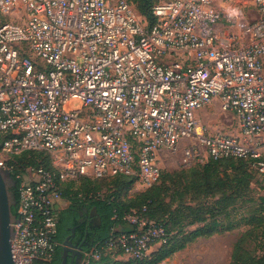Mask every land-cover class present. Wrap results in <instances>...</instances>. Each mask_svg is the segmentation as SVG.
I'll use <instances>...</instances> for the list:
<instances>
[{
  "label": "built area",
  "instance_id": "obj_1",
  "mask_svg": "<svg viewBox=\"0 0 264 264\" xmlns=\"http://www.w3.org/2000/svg\"><path fill=\"white\" fill-rule=\"evenodd\" d=\"M254 6L248 19L223 16L214 0H157L149 24L133 0H0L11 18L0 22V166L19 185L15 264H51L66 191L120 175L146 190L164 151L251 158L264 174V0ZM215 98L239 134L202 127ZM125 220L83 250V264L142 259L171 236L146 204Z\"/></svg>",
  "mask_w": 264,
  "mask_h": 264
},
{
  "label": "rangeland",
  "instance_id": "obj_2",
  "mask_svg": "<svg viewBox=\"0 0 264 264\" xmlns=\"http://www.w3.org/2000/svg\"><path fill=\"white\" fill-rule=\"evenodd\" d=\"M214 3L223 16H227L233 9L239 10L240 17L252 19L257 15L254 0H214ZM10 19L9 16L0 15V22ZM198 116L202 127L211 133L219 131L229 134L240 133L236 115L224 111L218 98L201 109ZM188 142L184 140L182 144ZM206 161L208 160L184 161L182 148L177 151L167 150L160 154L162 175L152 195L155 198L157 213L169 220L175 235L189 232L204 224L201 221L195 222L199 218H205L204 222L209 225L217 220L216 228L221 230L216 233L218 235L208 236L191 245L183 253L171 258L168 264H248L252 256L264 254V248L261 246L264 236V174L248 161H243L242 171L239 169L241 167L230 170L231 176L237 175L240 183L237 187L234 182L235 188L230 191V194L232 192L235 196L234 205L232 209L230 208L229 217L223 214L215 217L212 213L206 212L214 204L215 195L197 192L196 189L200 190V187L196 188L195 185H192V192L183 191L184 184L189 182L185 179L184 173L190 172V167L196 163L203 164ZM223 166L225 168L226 165ZM96 190H100L104 196L116 192L121 201L133 203H139L144 192L136 185L124 181L114 183L107 179L103 180ZM219 194L222 196V193ZM66 206L67 204L63 209ZM227 228H230L228 233ZM234 244L239 245L240 249L232 258Z\"/></svg>",
  "mask_w": 264,
  "mask_h": 264
},
{
  "label": "trees",
  "instance_id": "obj_3",
  "mask_svg": "<svg viewBox=\"0 0 264 264\" xmlns=\"http://www.w3.org/2000/svg\"><path fill=\"white\" fill-rule=\"evenodd\" d=\"M133 2L136 5L137 10L147 18L149 24H152L154 22V16H153V6L157 2V0H133ZM20 160H25L27 163L31 164H40L39 159L37 157H30L28 158L27 155H23L20 157ZM245 161L250 162L254 165L253 159L251 158H235V157H229V158H221V159H213L210 158L208 161H206L203 164L196 163L194 166L190 167V172H185L184 175L186 176L185 179H188L189 182L184 184V190L187 193L192 192V185H195L196 188L200 187L199 189H196L197 192H208L211 193V195H215L216 200H214V204H212V207L208 208L206 212H210L213 214V216H219L220 214L225 215L226 217H229L230 214V208L232 209L234 205L235 196L230 191H232L233 187L235 188V185L233 184L236 182V186L238 187L240 183L238 182L237 175L231 176L230 170H236L238 167L241 171L243 170L242 164ZM46 165L49 166V163L45 160ZM223 165H226L225 168ZM231 168V169H230ZM225 169V170H224ZM106 180V179H103ZM103 180H84L82 181L78 186L76 192L74 194L69 195V191H66L65 197L70 200L69 205L62 209L59 213V224H58V232H57V240L59 242V246H57L54 258L51 262V264H55L56 262L59 263L61 257L58 255V249L61 247L60 245L64 241V235L66 234V231L69 230L68 226H74L78 223V218L80 216V212L84 210L85 207L89 208H96L98 214L100 215L102 219V228L97 230L96 232L92 233V240L86 248L91 247L92 245L103 241L104 239L108 238L112 232L113 229H122L127 228V222L125 220V215L132 209V208H138L141 209L143 205L148 206V216L156 219L158 221H162L169 232L171 233V236L169 237V240L158 247L157 249L153 250L148 256L142 258V259H133L128 258L127 260H122L120 258H114L111 256L110 253L104 254L100 259L91 261L89 264H160L165 259L172 256L176 251H179L183 248H185L189 243L194 241L200 236L208 237L212 236L216 233L221 232V230H218L216 227L218 226V221L214 220L211 225L208 223H205V218H199L196 219L195 222L201 221L204 224L201 226H198L197 228L189 231V232H180V234L175 235L172 229V226L169 222V220L165 216H160L157 213V208L155 206V198L153 195V190L156 188L157 184L153 185L152 187L144 190L142 193V200L139 203H133V202H123L120 200V197L118 196V193H111V194H105L104 198H93L91 200H79L76 196L79 192H85V191H97L96 189L99 188L100 183ZM107 180H110L114 183L124 181L128 184H130L133 180L129 176H115L108 178ZM160 181V180H159ZM232 184V185H231ZM18 182L16 183L17 193L19 195L18 191ZM73 184H71V192L74 191L72 189ZM222 193V196H219ZM219 194V195H218ZM71 210V217L69 216L64 222H63V216ZM13 211L17 212V205L13 208ZM230 228H227V231H229ZM181 236V238H180ZM262 249L264 248V236L262 238ZM240 244V240H239ZM61 249V248H60ZM240 249L239 245L234 244L233 252H232V258L236 256L235 254ZM260 250V249H259ZM58 257V259H57ZM248 264H264V254H257L255 256H252L250 260H248Z\"/></svg>",
  "mask_w": 264,
  "mask_h": 264
},
{
  "label": "water",
  "instance_id": "obj_4",
  "mask_svg": "<svg viewBox=\"0 0 264 264\" xmlns=\"http://www.w3.org/2000/svg\"><path fill=\"white\" fill-rule=\"evenodd\" d=\"M16 180L11 172L0 166V264H15L12 253V241L15 237V223L18 217L13 208L18 203V197L12 188L16 185ZM88 211V208L85 207ZM93 213L97 214V209L93 208ZM72 242L67 238L64 242V255L61 264L67 260V248ZM72 250V249H71ZM70 250V251H71ZM78 259L83 260V253L75 251Z\"/></svg>",
  "mask_w": 264,
  "mask_h": 264
},
{
  "label": "flooded vegetation",
  "instance_id": "obj_5",
  "mask_svg": "<svg viewBox=\"0 0 264 264\" xmlns=\"http://www.w3.org/2000/svg\"><path fill=\"white\" fill-rule=\"evenodd\" d=\"M12 190L15 192L16 196L18 197L16 185L12 188ZM92 210L93 208H89L88 211H86L84 208V210L80 212L78 223L75 224L74 226L71 225L68 226L69 230L66 231V234L64 235V241L68 238L69 241L72 242V246L70 244L67 248L68 256L64 264H83V260L78 259V256L75 253V251H80L83 253V250L86 248V246L90 244L92 240V233L102 228L103 224L100 215L98 213L97 214L93 213ZM69 216L71 217V210L70 213L68 211L63 216V222ZM60 246L61 249L59 248L57 251L61 259L59 263L56 262L55 264H61L63 261V255H64L63 243Z\"/></svg>",
  "mask_w": 264,
  "mask_h": 264
},
{
  "label": "crops",
  "instance_id": "obj_6",
  "mask_svg": "<svg viewBox=\"0 0 264 264\" xmlns=\"http://www.w3.org/2000/svg\"><path fill=\"white\" fill-rule=\"evenodd\" d=\"M69 204H67V206H68ZM66 206V207H67ZM229 231H227V233H228ZM215 235H218V234H214L213 236H215ZM203 239H206V237H204V236H200V237H198L197 239H195L194 241H192L191 243H189L185 248H183V249H181V250H179V251H176L172 256H170L167 260H164V261H162L160 264H168V261H170L171 260V258H173L174 256H176V255H179L180 253H183L184 251H186L187 250V248H190L191 247V245H193V244H195L196 242H198V241H200V240H203ZM233 247H234V245H233Z\"/></svg>",
  "mask_w": 264,
  "mask_h": 264
},
{
  "label": "clouds",
  "instance_id": "obj_7",
  "mask_svg": "<svg viewBox=\"0 0 264 264\" xmlns=\"http://www.w3.org/2000/svg\"><path fill=\"white\" fill-rule=\"evenodd\" d=\"M240 13H239V10H237V9H233L230 13H229V15L230 16H238Z\"/></svg>",
  "mask_w": 264,
  "mask_h": 264
}]
</instances>
